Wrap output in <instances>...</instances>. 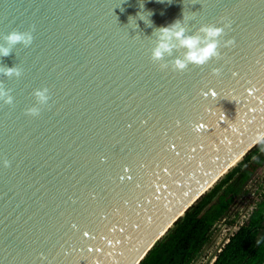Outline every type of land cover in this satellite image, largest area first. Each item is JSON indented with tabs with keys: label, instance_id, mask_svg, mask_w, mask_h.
<instances>
[{
	"label": "water",
	"instance_id": "water-1",
	"mask_svg": "<svg viewBox=\"0 0 264 264\" xmlns=\"http://www.w3.org/2000/svg\"><path fill=\"white\" fill-rule=\"evenodd\" d=\"M0 47V264H139L264 139V0H0Z\"/></svg>",
	"mask_w": 264,
	"mask_h": 264
},
{
	"label": "trees",
	"instance_id": "trees-1",
	"mask_svg": "<svg viewBox=\"0 0 264 264\" xmlns=\"http://www.w3.org/2000/svg\"><path fill=\"white\" fill-rule=\"evenodd\" d=\"M264 139L201 195L148 251L139 264H191L208 243L216 222L251 192L264 165ZM236 217L231 222L236 224ZM211 264H264V185L249 216Z\"/></svg>",
	"mask_w": 264,
	"mask_h": 264
},
{
	"label": "clouds",
	"instance_id": "clouds-1",
	"mask_svg": "<svg viewBox=\"0 0 264 264\" xmlns=\"http://www.w3.org/2000/svg\"><path fill=\"white\" fill-rule=\"evenodd\" d=\"M185 20L186 18L183 16V20L178 19L168 26L154 30V34L157 37V44L151 53V59L153 61L161 60L165 54H172L175 47L172 43L173 40L178 41L181 47L187 49L183 59H175L174 67L176 70H184L189 63L203 65L209 59L219 55L217 52L218 37L223 34V28L213 25H203L198 29L199 32L204 34L203 37L199 35H185L186 28L183 26ZM6 40L9 44L13 45L18 42H24L27 45L31 43L32 37L30 34L13 31L7 35ZM232 43V40L227 41V44ZM9 52V48L0 47V55L7 56ZM13 72L19 75V72L14 68L7 69L5 74L11 76ZM3 95L4 93L0 91V96ZM36 95L41 100L46 99L43 92H37ZM9 102H11V97H9ZM30 111L34 115L36 110L33 109Z\"/></svg>",
	"mask_w": 264,
	"mask_h": 264
},
{
	"label": "rangeland",
	"instance_id": "rangeland-1",
	"mask_svg": "<svg viewBox=\"0 0 264 264\" xmlns=\"http://www.w3.org/2000/svg\"><path fill=\"white\" fill-rule=\"evenodd\" d=\"M264 153V151H263ZM260 185H264V165L259 172L257 179L249 183L251 192L242 200L237 201L231 212L222 220L215 223L211 231L208 243L204 246L198 256L191 264H211L215 259L221 247L228 241L229 237L238 229L241 224L251 213L259 194ZM236 217V224L231 220Z\"/></svg>",
	"mask_w": 264,
	"mask_h": 264
}]
</instances>
